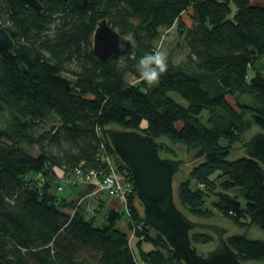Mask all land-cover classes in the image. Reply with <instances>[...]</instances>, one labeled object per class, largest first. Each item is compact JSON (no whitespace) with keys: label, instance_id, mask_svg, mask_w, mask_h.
I'll use <instances>...</instances> for the list:
<instances>
[{"label":"trees","instance_id":"trees-1","mask_svg":"<svg viewBox=\"0 0 264 264\" xmlns=\"http://www.w3.org/2000/svg\"><path fill=\"white\" fill-rule=\"evenodd\" d=\"M41 5L37 13L21 0H0V26L18 47L15 54L0 52V117L8 114L7 126H0V264H183L160 234L143 226L135 194L127 217L100 197L90 212L91 202L57 190L54 168L69 175L79 166L106 171L102 141L116 170L131 179L104 133L108 125L196 150L198 161L176 203L189 218H207L213 207L234 224L264 232V165L244 154L231 157L251 127L264 132V1ZM102 19L122 36L133 34L126 54L104 61L94 55L93 33ZM173 27L186 60L175 64L167 55V72L148 87L134 76L136 60L160 50L162 30ZM51 116L55 127L35 136ZM210 195L216 199L207 205ZM100 215L104 223L97 225ZM123 220L126 230L118 227ZM189 235L196 249L214 240L207 230ZM225 238L241 262H264L263 239Z\"/></svg>","mask_w":264,"mask_h":264},{"label":"water","instance_id":"water-1","mask_svg":"<svg viewBox=\"0 0 264 264\" xmlns=\"http://www.w3.org/2000/svg\"><path fill=\"white\" fill-rule=\"evenodd\" d=\"M37 13L42 10L43 0H21ZM66 1V0H64ZM87 3V0H82ZM123 37L105 19L98 22L93 33L92 51L100 60L118 58L128 52L131 43L124 50L117 45ZM15 54L18 47L9 33L0 26V52ZM104 133L119 160L128 169L134 194L142 208L143 226L160 234L173 254L183 264H250L241 262L237 253L227 244V229L212 223L189 218L176 204L173 192V178L184 159L164 140L136 130L108 127ZM246 140L238 145L232 157L241 155L256 159L264 165V132L251 127L244 133ZM161 153L170 156H162ZM194 229L207 230L216 237L215 246L201 254L192 245L189 232Z\"/></svg>","mask_w":264,"mask_h":264},{"label":"rangeland","instance_id":"rangeland-1","mask_svg":"<svg viewBox=\"0 0 264 264\" xmlns=\"http://www.w3.org/2000/svg\"><path fill=\"white\" fill-rule=\"evenodd\" d=\"M183 17H184V20H186V15H184ZM158 43L160 44V50L165 52L167 55H170L171 58H172V61L175 64H180V63H184L185 62L186 55H187V49L185 48L184 43H183V39L179 36V34H178V32H177L175 27H173L170 30H162L161 37L158 39L156 44H158ZM170 95L173 96L178 102H180L182 104H185V101L181 100L175 93H171ZM206 115L207 114L205 112L204 118L206 117ZM7 121H8V114L5 112L0 117V126H3V127L7 126V124H8ZM57 122H58L57 119L54 116H51L48 119V121H46L45 123L40 125L34 131L35 132V136L40 135L43 131H46V130H49V129H53V127H55ZM108 127L118 128V126H116V125H108V126H106V128H108ZM140 132H142V131H140ZM158 140H164L169 145H171L176 150V152L178 153V157L184 159V161H185V163L180 167V169L177 171V173L174 175V178H173L174 199H175V202L177 203L179 186H180V184L182 182H184L186 179H188L189 172L191 171L192 167H194L195 164L198 161V158H195L196 150H188V148L184 144L172 143L169 140H167V138H164V137H160V138H158ZM244 140H246V136L245 135H243L242 142ZM242 142H241V144H242ZM240 148H242V147L238 146V144L237 145L235 144V147L231 151V157H232V152L234 150H237V149H240ZM161 155H163V156L167 155L168 156L169 154L162 153ZM199 160H201V159H199ZM52 175L55 178L56 182L60 183L59 185H64L63 186V189H64L63 193H65V194L66 193L70 194L71 193L70 191L73 189L74 186L82 184L80 182H77L72 187L70 185L71 183L69 182L68 179H65L64 175H62L60 177L61 174H56L54 171H53ZM66 177H68L70 179H74L72 175H68ZM220 181H222V180L218 179V184H219ZM194 185L195 184L192 181L191 186H194ZM198 186L203 189L202 185H198ZM215 199H216V196L210 195V196L205 198V203L207 205H212V203H213V201ZM240 201H242L241 197H240ZM140 209L142 211L141 206H140ZM126 216L128 217L127 214H126ZM103 219H104L103 215L98 216V218L96 219L95 224L101 225L102 223H104ZM199 221L212 223V224H215L217 226L226 228L227 229L226 236L227 235H231V234H241V235L244 234L248 238L263 239L264 240V232L261 231L259 228L255 227V226H251V227L249 226L248 227V226H241V225L234 224L233 222H231V220H229L228 218L224 217L222 214H220L218 212V210L216 208H213V207L211 209V215L208 216L207 218H202ZM118 226H119L120 229L126 230V227H125V224H124V220L121 221L118 224ZM129 240H130V244L131 245L135 243V241H136L135 232H134V234H133L132 231L129 232ZM216 242H217V240H216V237L214 236V240L213 241H211L210 243H207V244H198L197 245V249H198V251L201 254H205L206 251L212 249L215 246ZM250 264H264V262H251Z\"/></svg>","mask_w":264,"mask_h":264},{"label":"built area","instance_id":"built-area-1","mask_svg":"<svg viewBox=\"0 0 264 264\" xmlns=\"http://www.w3.org/2000/svg\"><path fill=\"white\" fill-rule=\"evenodd\" d=\"M99 159L105 166L106 171L103 174L96 170H83L81 166H79L75 168L70 174L74 179H70L66 177L69 174H66L62 169L54 168L53 171L56 174H61L60 177L64 175L65 179H68L71 183V186L75 185L77 182H80L93 187L88 194L92 197V204L89 206L90 212H92L94 208L93 201H95L100 194H106L110 197H115L120 202H122L125 207V212L129 216L127 204L129 198L134 194L131 179L125 173L116 170L113 158L109 154L104 141H102L100 146ZM57 190L62 191L63 186L59 185ZM134 230L135 229L133 228V234Z\"/></svg>","mask_w":264,"mask_h":264},{"label":"clouds","instance_id":"clouds-1","mask_svg":"<svg viewBox=\"0 0 264 264\" xmlns=\"http://www.w3.org/2000/svg\"><path fill=\"white\" fill-rule=\"evenodd\" d=\"M126 43H135L133 34L129 33L121 37L120 43L117 45L118 49L123 51ZM120 63H125L123 57ZM167 70V54L159 49H155L151 52H146L136 60L134 76L138 81L145 83L148 87H152L159 83L161 76Z\"/></svg>","mask_w":264,"mask_h":264},{"label":"crops","instance_id":"crops-1","mask_svg":"<svg viewBox=\"0 0 264 264\" xmlns=\"http://www.w3.org/2000/svg\"><path fill=\"white\" fill-rule=\"evenodd\" d=\"M263 1L264 0H257V3H262ZM87 187H88V185H86V184H80V185L74 186L73 189L70 191L71 193L69 194V197L72 199L73 198L75 199L76 197H78L79 198L78 202H80V203H81L80 199H82V201H84V202L85 201L91 202L92 197L88 195L91 189H89ZM99 197L104 200L105 207H107V208L110 207V208H114L117 211L125 212V207H124L123 203L120 202L117 198L110 197L106 194H100Z\"/></svg>","mask_w":264,"mask_h":264},{"label":"flooded vegetation","instance_id":"flooded-vegetation-1","mask_svg":"<svg viewBox=\"0 0 264 264\" xmlns=\"http://www.w3.org/2000/svg\"><path fill=\"white\" fill-rule=\"evenodd\" d=\"M161 154H162V153H161ZM162 156H163V155H162ZM166 156H167V155H166ZM166 156H165V157H166ZM168 156H169V155H168Z\"/></svg>","mask_w":264,"mask_h":264}]
</instances>
